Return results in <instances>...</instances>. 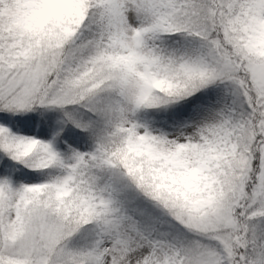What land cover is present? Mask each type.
<instances>
[{
	"label": "snow or ice",
	"instance_id": "obj_1",
	"mask_svg": "<svg viewBox=\"0 0 264 264\" xmlns=\"http://www.w3.org/2000/svg\"><path fill=\"white\" fill-rule=\"evenodd\" d=\"M0 264H264V0H0Z\"/></svg>",
	"mask_w": 264,
	"mask_h": 264
}]
</instances>
